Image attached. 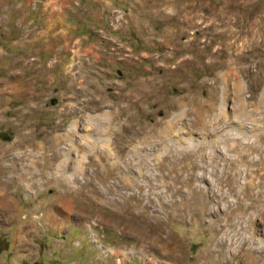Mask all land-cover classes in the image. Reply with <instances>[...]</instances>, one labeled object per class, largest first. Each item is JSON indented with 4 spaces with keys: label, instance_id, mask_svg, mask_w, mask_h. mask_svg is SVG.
I'll list each match as a JSON object with an SVG mask.
<instances>
[{
    "label": "rangeland",
    "instance_id": "rangeland-1",
    "mask_svg": "<svg viewBox=\"0 0 264 264\" xmlns=\"http://www.w3.org/2000/svg\"><path fill=\"white\" fill-rule=\"evenodd\" d=\"M21 1L0 264H264V0Z\"/></svg>",
    "mask_w": 264,
    "mask_h": 264
},
{
    "label": "crops",
    "instance_id": "crops-1",
    "mask_svg": "<svg viewBox=\"0 0 264 264\" xmlns=\"http://www.w3.org/2000/svg\"><path fill=\"white\" fill-rule=\"evenodd\" d=\"M35 169L37 171H41V169L38 167V164H36ZM36 183L38 184V186L44 185V183L40 182L39 179L37 180ZM10 203H11V201H10V199L8 197V194H2V196L0 197V209L6 213V216H8L9 215L8 213L11 211L10 207H9ZM43 205H44V207H46V209H50V207L52 206V203L46 200V201L43 202ZM12 222L16 223L17 226H25V222H21L20 224H17V221H15V222L12 221Z\"/></svg>",
    "mask_w": 264,
    "mask_h": 264
},
{
    "label": "bare ground",
    "instance_id": "bare-ground-1",
    "mask_svg": "<svg viewBox=\"0 0 264 264\" xmlns=\"http://www.w3.org/2000/svg\"><path fill=\"white\" fill-rule=\"evenodd\" d=\"M120 148V147H119ZM140 160V159H139ZM142 163V162H141ZM130 165V164H129ZM133 165V164H132ZM139 165V164H138ZM142 165V164H141ZM134 167V166H133ZM139 167V166H138ZM142 168V167H141ZM139 169V168H138ZM129 170V169H128ZM140 177V176H139ZM161 177V176H160ZM138 178V177H137ZM151 178V177H150ZM149 178V179H150ZM152 179H153V177H152ZM152 179H151V181H152ZM144 180V179H143ZM154 181H155V179H153ZM174 180V179H173ZM159 181V180H158ZM143 182V181H142ZM145 182V181H144ZM147 183H149V181L147 182ZM172 183V182H171ZM174 183V182H173ZM151 184V183H150ZM138 186L141 188L142 187V184H138ZM174 186V185H173ZM140 188H138V189H140ZM172 188V187H171ZM152 190H153V188H152ZM141 191V190H140ZM155 192V191H154ZM134 194H136V193H134ZM140 194V193H139ZM150 194V193H149ZM154 194V193H153ZM132 195V194H131ZM142 196V195H141ZM139 198V197H138ZM259 213V212H258ZM258 215V214H257Z\"/></svg>",
    "mask_w": 264,
    "mask_h": 264
}]
</instances>
